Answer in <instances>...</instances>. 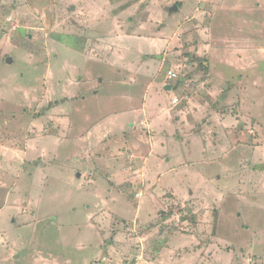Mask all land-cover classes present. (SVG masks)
Here are the masks:
<instances>
[{
    "label": "rangeland",
    "instance_id": "rangeland-1",
    "mask_svg": "<svg viewBox=\"0 0 264 264\" xmlns=\"http://www.w3.org/2000/svg\"><path fill=\"white\" fill-rule=\"evenodd\" d=\"M190 1L0 0V264H264V0Z\"/></svg>",
    "mask_w": 264,
    "mask_h": 264
},
{
    "label": "crops",
    "instance_id": "crops-1",
    "mask_svg": "<svg viewBox=\"0 0 264 264\" xmlns=\"http://www.w3.org/2000/svg\"><path fill=\"white\" fill-rule=\"evenodd\" d=\"M189 1V2H188ZM188 5H192V3H191V1L190 0H182V12L188 7ZM241 8V10H244V11H246L247 13H249L248 12V10H247V8H245V6H243V4L242 5H239ZM219 7V6H218ZM235 7V6H234ZM259 7V6H258ZM202 8V7H201ZM200 8V9H201ZM220 9L222 8V10H224V11H221L220 13H218V14H214V19L212 20V18H211V24H212V26L214 25V24H222V23H224V22H226V20H225V18L224 17H222L221 15H224L225 14V11H227V10H229L230 8H228V7H224L223 5H221L220 7H219ZM199 8H195V10H194V8H193V10H194V12L196 13V11L198 12V11H201L202 12V10H200ZM232 9V8H231ZM231 14H232V12H230ZM229 13V14H230ZM201 14V13H200ZM228 15V14H227ZM205 16H206V13H205ZM204 16V17H205ZM211 16H213V15H211ZM227 24L229 25V23L227 22ZM213 28V27H212ZM213 38L214 39H217L216 41H217V43L216 44H219L221 47H224V44H225V41L226 40H228L227 38H225V37H221V36H219V35H215V36H213ZM227 42V41H226ZM228 43V42H227ZM224 48H226V47H224ZM165 89L166 90H168V91H171L172 90V88H171V86H166L165 87ZM113 98H115V99H118V98H116V96H113ZM111 100L113 101V99H112V97H111ZM121 102H122V100H121ZM125 103H126V105H127V101H125ZM128 106V105H127ZM148 106H149V108H155V110L156 109H159V107H160V105L159 104H156L155 105V103L153 102V104H148ZM127 111H129V109L127 110ZM138 111V110H137ZM137 111L135 112V111H131L130 112V114L129 115H131V117H133L134 116V114L135 113H137ZM156 112V111H155ZM138 115L139 114H135V116L136 117H138ZM111 123V126H115V124H116V120H111L110 121ZM123 122H125V121H123ZM116 127V126H115ZM116 130H118L117 128H116ZM113 146V145H112ZM9 208H7V209H3L4 211H6V210H8ZM2 210V211H3ZM14 224H15V222H16V220L15 219H13V221H12ZM13 225V224H12ZM5 226V225H4ZM83 246H86V244H82ZM21 255V254H20ZM19 255V256H20ZM18 257V256H17ZM42 257H43V253L42 252H40V256L38 255V258H37V260L38 261H35L37 264H44V262H42V261H44V260H42ZM47 260V259H46ZM48 261V260H47Z\"/></svg>",
    "mask_w": 264,
    "mask_h": 264
},
{
    "label": "built area",
    "instance_id": "built-area-1",
    "mask_svg": "<svg viewBox=\"0 0 264 264\" xmlns=\"http://www.w3.org/2000/svg\"><path fill=\"white\" fill-rule=\"evenodd\" d=\"M176 76H177V75H176V73H175L173 70L168 72V78H169L170 80L176 78ZM174 103L177 104V103H178V100H177V99L174 100Z\"/></svg>",
    "mask_w": 264,
    "mask_h": 264
}]
</instances>
